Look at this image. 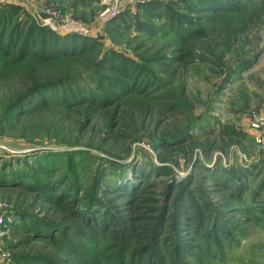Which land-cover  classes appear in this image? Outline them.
<instances>
[{"label":"rangeland","instance_id":"1","mask_svg":"<svg viewBox=\"0 0 264 264\" xmlns=\"http://www.w3.org/2000/svg\"><path fill=\"white\" fill-rule=\"evenodd\" d=\"M185 1L197 0L16 4L22 7L17 26L34 22L49 27L48 19L57 26H78L86 35L81 30L57 33L97 39L98 51L128 60L134 76L128 80L117 71L97 72L98 52L84 59L20 64L0 77V264H20L15 259L132 264L134 253L139 264L143 257L149 259L148 247L159 239L156 227L162 217L166 234L158 249L163 264H264V150L251 125L253 114L264 117V0H231L232 10L200 18L186 10ZM154 2L191 19L196 34L188 31L180 42L167 20L152 21L140 12V6ZM5 4L0 0V9ZM107 11L117 14L103 21ZM138 23L154 28L142 32ZM47 82L78 92L110 88L109 82L129 89L117 106L118 100L105 108L50 105L4 121L17 98ZM186 128L181 141L157 146L163 134ZM12 173L48 178L53 184L47 196L59 195L65 183L86 202L104 177L100 191L122 184L139 196L132 202V196H116L118 190H113L101 198L119 214V225L108 237L74 246L64 237L44 245L34 237V222L71 226L69 207L21 186L26 181L15 180ZM181 185L183 200L178 197ZM236 186L244 192L233 194ZM67 237L76 238L74 233ZM188 242L194 254L181 252L180 261L178 244ZM89 250L99 253L85 254Z\"/></svg>","mask_w":264,"mask_h":264},{"label":"trees","instance_id":"2","mask_svg":"<svg viewBox=\"0 0 264 264\" xmlns=\"http://www.w3.org/2000/svg\"><path fill=\"white\" fill-rule=\"evenodd\" d=\"M161 3V2H158ZM157 2L140 6V12H143L147 17L152 18V21L157 18H163L170 23L171 29L175 31L180 42H185L187 37V32L189 31L192 36L196 34V28L193 27V22L189 18L178 17V15L171 14L169 12L168 6L163 7ZM186 10L194 12L198 15V18L205 16L209 12H220L224 10H232L234 8L233 2L231 0H197L193 3L191 1H185ZM22 7L16 4L5 5V8L0 9V77H6L12 70L15 69L20 64H27L29 62L39 63V64H49L62 60H77L91 57L98 53V47L101 45L97 39L82 37L79 35L63 36L49 27H40L36 23L32 22L29 26L19 27L15 23L19 17L21 18ZM203 12V13H201ZM116 20H119L118 17ZM114 21V20H113ZM111 23V22H110ZM109 23V24H110ZM142 32H150L153 29L152 24L144 25L143 23H138L136 25ZM96 59V71H117L118 73L124 74L128 80H131L134 76L130 74L129 62L126 59L118 60L116 54L110 56L109 54H104L103 51L98 53ZM123 58V57H122ZM2 77V78H3ZM105 79V78H104ZM106 80V79H105ZM120 81L119 83H121ZM139 82V81H138ZM53 82H47L44 84H36L32 88L28 89L21 97L8 108V112L4 117V121L9 123L20 117L24 118L25 115L45 106H87L86 103L90 105L97 106L99 108H105L107 106H117L125 98L126 91H128L129 86L127 85H115L113 82H109L106 87L91 88L85 92H78L71 88L60 87L62 83L58 84V87L52 84ZM104 86V84L102 83ZM127 86V87H126ZM55 91L57 92H53ZM53 92V93H52ZM52 93V94H51ZM121 95V97H120ZM34 98V103L32 104V99ZM118 100V101H117ZM116 104L114 105V103ZM70 102V103H68ZM28 105H31L28 107ZM88 105V106H90ZM189 131V128L182 129L174 134H163L162 139L157 142V146L165 148L171 141L179 142ZM159 149V150H160ZM157 175L161 174L162 169L154 168ZM138 174V170L136 169ZM15 180H21L26 183H22L21 186H25L30 190L37 193V195L43 196L45 198H53L59 204H62L65 208L69 207L67 212L71 220H73V225H63L61 223H44L42 221H35L33 226V234L37 241H41L44 245L51 244L57 241L59 238L66 237V242L71 246L77 245V242H83L90 240H97L102 234L106 238L109 233L112 232L116 225H119V214L111 211L107 203H102V197L110 194L109 192L118 190L115 192L116 196L121 193H125L126 196H132L131 201L135 202L139 196V191H131L129 187H124L121 185L114 186L112 190H102L100 188L106 177L98 180L96 187L94 189V194L91 199L86 202L83 198L75 197L74 194L70 193L69 189H66L65 183L60 186L59 195H48L46 191L50 190L51 182H48V178L45 179L43 175L30 174L28 177L23 176L21 173H12ZM27 179V180H26ZM1 180V179H0ZM16 184L17 181H12ZM55 183V181H54ZM228 182H226L227 184ZM175 185H173L174 187ZM185 185H181V190L179 191L178 197L182 200ZM177 187V186H176ZM107 188V187H106ZM233 189V194L243 193L241 187L236 186ZM244 188V187H243ZM66 189V190H65ZM52 190V189H51ZM142 190V189H141ZM188 191V189H186ZM100 194L101 197H100ZM114 194V193H113ZM112 194V196H113ZM187 195V193H186ZM113 199H108V202H112ZM181 208H184L183 205ZM178 212V211H177ZM178 217V213H177ZM165 217L160 218L156 227V236L159 235V239L154 245H149L148 250L151 251V255L143 257L139 264H163V258L159 252L158 247L164 240L165 232ZM181 223V222H178ZM182 224V223H181ZM217 231V228L216 230ZM52 232L55 236H52ZM74 233L76 238L70 239L67 234ZM125 233V232H124ZM217 237L218 234H215ZM183 240V239H182ZM101 243H97L96 250ZM170 247V244L168 245ZM178 259L182 260V253L192 255V249L190 243H179L178 244ZM196 249V248H195ZM198 249V248H197ZM196 249V250H197ZM92 250V249H91ZM90 251V250H89ZM182 252V253H181ZM98 254V251H90L85 254ZM125 257V255L122 253ZM137 256L134 253L132 264H135ZM20 264H50L48 261L46 263H39L37 261L26 262L25 260L15 259Z\"/></svg>","mask_w":264,"mask_h":264},{"label":"built area","instance_id":"3","mask_svg":"<svg viewBox=\"0 0 264 264\" xmlns=\"http://www.w3.org/2000/svg\"><path fill=\"white\" fill-rule=\"evenodd\" d=\"M7 3V4H18V5H29L31 3V0H3V3ZM5 4V5H7ZM117 14L116 11H107L103 17L102 20L103 21H108L111 20L113 17H115ZM47 25H49V27L58 32V31H63L66 34H71L74 32H79V30H81V34H85L83 32V30L78 27V26H74V25H63V26H57L56 23H52L49 19L47 20ZM78 30V31H77ZM86 35V34H85ZM252 128L258 131V135L256 136V143L258 145V147L261 150H264V117L258 114H253L252 115ZM4 223L3 219H0V224Z\"/></svg>","mask_w":264,"mask_h":264}]
</instances>
